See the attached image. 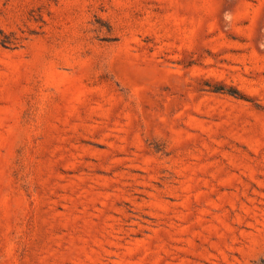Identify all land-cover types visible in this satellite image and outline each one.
Returning <instances> with one entry per match:
<instances>
[{
  "label": "rangeland",
  "instance_id": "1",
  "mask_svg": "<svg viewBox=\"0 0 264 264\" xmlns=\"http://www.w3.org/2000/svg\"><path fill=\"white\" fill-rule=\"evenodd\" d=\"M0 264H264V0H0Z\"/></svg>",
  "mask_w": 264,
  "mask_h": 264
}]
</instances>
